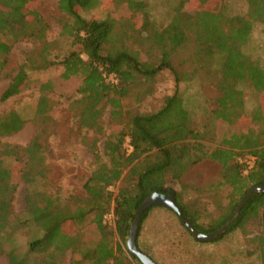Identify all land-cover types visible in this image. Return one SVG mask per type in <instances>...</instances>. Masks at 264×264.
Instances as JSON below:
<instances>
[{"label": "trees", "instance_id": "16d2710c", "mask_svg": "<svg viewBox=\"0 0 264 264\" xmlns=\"http://www.w3.org/2000/svg\"><path fill=\"white\" fill-rule=\"evenodd\" d=\"M29 1L0 0V70L16 42L32 39L39 43L38 50L12 77L2 99L22 92L29 81L28 69L59 67L61 79H79L76 95L81 104L80 130H86L83 137L89 131L97 134L90 147L95 168L85 183L86 197L76 196L61 204L46 192L30 193L24 217L7 231L16 170L0 161V251L6 254L9 264H64L68 251L74 264H134V261L143 264L127 247L136 211L148 196L156 191L165 193L171 180L181 182L189 168L207 158L222 165L220 178L212 187L230 188L224 213L206 227L199 222V201L185 203L181 193L175 191L176 204L201 233L221 228L248 191L264 185V66L244 51L254 27L264 25V0H247V11L234 16L226 13L223 4L218 10H180L179 5L190 0H178L165 26L159 27L149 20L145 41L150 49L146 57L134 48L139 43L138 18L147 13L143 0H119L127 3L128 9L119 24L112 18L84 17L81 11L95 8L99 0H59V8L66 15L61 36L70 40L66 51H62L59 42L50 39L49 23L31 19L21 8ZM187 43L194 46L197 64L203 67L214 62L219 73L216 108L202 131L192 125L190 111L179 91L181 73L173 61V56ZM165 69L175 75L176 91L164 99L157 111L130 112L124 101L135 95L137 102H141L152 95L156 79ZM111 76L114 81L108 80ZM242 85H248L258 95V104L251 112L246 110ZM50 86L45 82L40 89L37 111L43 116L50 110L47 95ZM103 102L110 107L111 120L121 126L109 135L102 131ZM220 122L237 127L239 132L226 135L219 143L208 144L207 135L214 136ZM25 123L17 110L0 116V137L20 131ZM254 124L262 125L257 134L249 129ZM126 137L130 139V152L124 148ZM104 138L103 151L99 152L96 142ZM44 151L38 139L27 146L12 147L14 159L23 161L20 178L25 183L34 182L35 174L45 172ZM250 156L252 166L242 160ZM153 208L142 214L139 232ZM262 208L264 193L254 194L215 241L244 229L260 215ZM108 214L113 217L112 223L105 220ZM68 223L77 227L75 234L64 231L63 226ZM89 225L94 236L87 235ZM32 226L42 232L41 236L29 233L24 249L7 251L3 239ZM251 241L255 243L253 252L264 264V232ZM137 244L146 253L138 240Z\"/></svg>", "mask_w": 264, "mask_h": 264}, {"label": "rangeland", "instance_id": "374dc122", "mask_svg": "<svg viewBox=\"0 0 264 264\" xmlns=\"http://www.w3.org/2000/svg\"><path fill=\"white\" fill-rule=\"evenodd\" d=\"M143 1L147 4V13L141 14L138 18L139 43L135 44L134 48L141 50L146 57L150 49L145 41V31L149 20L159 27L165 26L177 7L178 0ZM222 4L230 16L245 13L248 6L247 0H208L206 2L190 0L180 4L178 8L198 12L202 9L218 10ZM21 6L31 19L49 23L50 39L59 42L62 51L70 47L68 37L61 36L66 15L59 8V0H31ZM127 10V3L119 0H99L95 8L81 12L87 19L112 18L118 21L127 13ZM38 48L39 43L32 39L16 42L7 57L5 67L0 70V116L11 110H17L26 121L20 131L0 137V161L16 170L14 173L16 190L12 201V216L6 224L7 231L18 224V219L24 217L26 200L30 193L46 192L58 198L61 204L69 203V200L76 196L86 197L85 183L95 168V156L90 147L97 134L89 131L88 136L83 137L86 130H80L81 104L77 101L76 95L79 79L66 81L61 79L59 67L47 70L28 69L29 81L22 92L9 99H2V94L9 86L12 77L28 61L31 53ZM244 51L257 64L264 66V25L258 24L254 27ZM193 54L194 46L187 43L173 56V61L178 72L181 73L182 81L178 85L179 91L190 111L192 125L202 131L203 125L207 123L212 111L216 108L219 73L214 62L212 65L208 63L202 67L195 62ZM113 78L111 76L108 80L114 81ZM45 82L51 85L47 90L50 110L46 116H43L38 114L37 109L41 96L40 89ZM241 88L245 94L246 110L251 112L258 104V95L248 85H242ZM175 91V75L165 69L159 73L152 95L141 102H137V96L134 95L124 103L132 113L157 111L163 106L164 99ZM100 106L104 112L101 121L102 131L106 135L118 131L121 126L111 120L109 105L103 102ZM261 128V124H254L249 129L257 134ZM235 132H239L237 127L220 122L216 134L207 135V142L208 144L219 143L226 135ZM36 139L45 150L43 161L45 172L35 174L34 182L25 183L20 178L23 161L14 159L11 151L13 146H27ZM104 141L105 138L96 142L99 152L103 151ZM124 148L129 152L132 151L129 137L125 138ZM25 160H28L27 156ZM242 160H247L250 166L253 164L251 156ZM221 170L222 165L219 162L207 158L189 168L181 182L171 180L168 184L169 188L181 193L185 203L199 201L197 204L201 212L199 222L206 227L224 213L229 202L230 188L223 187L217 190L212 187L218 182ZM111 189L115 190L114 187ZM175 213L168 207L155 206L143 221L138 234L139 246L157 264H262L259 256L253 252L255 243L251 239L259 237L264 232V208L260 215L244 229L229 232L222 239L210 242L197 240ZM105 220L112 223V215L105 216ZM63 229L71 235L77 232V227L73 223L66 224ZM87 229H89L87 235L94 236L92 226L89 225ZM28 234L37 237L41 236L42 232L32 226L20 231L12 238L6 237L3 242L7 251L13 248L24 249ZM0 264H9L6 254L1 251ZM64 264H74L71 251L66 253ZM134 264L139 263L134 261Z\"/></svg>", "mask_w": 264, "mask_h": 264}, {"label": "water", "instance_id": "95a60500", "mask_svg": "<svg viewBox=\"0 0 264 264\" xmlns=\"http://www.w3.org/2000/svg\"><path fill=\"white\" fill-rule=\"evenodd\" d=\"M259 193H264V185H258L250 189L248 193L242 198L240 201L239 205L235 209L234 213L230 217V219L218 230L211 232V233H201L197 231L191 224V222L185 217L183 214L182 210L179 208V206L176 204L175 199H176V193L173 189L167 188L166 193L163 192H154L150 196H148L144 202L141 204L139 209L136 211V217L135 220L133 221L130 229V234L127 239V247L128 250L138 257L143 264H157L149 255L145 254L142 252L137 244L138 240V234H139V227L141 223V217L142 214L145 212L150 207L154 206H163V207H168L175 211L181 221L188 227L192 235L199 241H204V242H210L216 240L219 236L223 235L228 226L235 220V218L238 216L242 206L254 195V194H259Z\"/></svg>", "mask_w": 264, "mask_h": 264}, {"label": "built area", "instance_id": "2783aa9c", "mask_svg": "<svg viewBox=\"0 0 264 264\" xmlns=\"http://www.w3.org/2000/svg\"><path fill=\"white\" fill-rule=\"evenodd\" d=\"M252 166V165H251Z\"/></svg>", "mask_w": 264, "mask_h": 264}, {"label": "flooded vegetation", "instance_id": "af4514ba", "mask_svg": "<svg viewBox=\"0 0 264 264\" xmlns=\"http://www.w3.org/2000/svg\"><path fill=\"white\" fill-rule=\"evenodd\" d=\"M166 193V192H165Z\"/></svg>", "mask_w": 264, "mask_h": 264}]
</instances>
